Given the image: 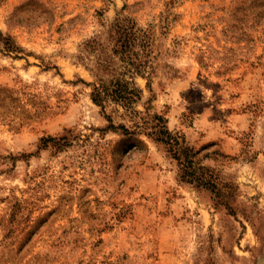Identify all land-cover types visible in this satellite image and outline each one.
Segmentation results:
<instances>
[{
	"label": "rangeland",
	"instance_id": "rangeland-1",
	"mask_svg": "<svg viewBox=\"0 0 264 264\" xmlns=\"http://www.w3.org/2000/svg\"><path fill=\"white\" fill-rule=\"evenodd\" d=\"M117 18L134 111L91 99ZM0 264H264V0H0Z\"/></svg>",
	"mask_w": 264,
	"mask_h": 264
},
{
	"label": "trees",
	"instance_id": "trees-1",
	"mask_svg": "<svg viewBox=\"0 0 264 264\" xmlns=\"http://www.w3.org/2000/svg\"><path fill=\"white\" fill-rule=\"evenodd\" d=\"M132 25L125 18H117L112 27V33L116 35L115 44L112 46L109 55L98 58L96 65V81L92 87V101L105 110L107 102H112L123 108L134 111V106L142 100L143 91L135 83V76H142L148 80L150 87L151 75L146 73L149 67V60H142L137 48L149 47L148 34L141 28ZM140 41V43H138ZM93 43H96L94 41ZM88 49L90 45H87ZM87 49V50H88ZM95 49V48H94ZM18 52L20 49H10ZM148 50V49H147ZM144 54V50H143ZM143 57V56H142ZM136 112V111H135ZM109 128L116 129L112 119L108 117ZM157 120H163V117L157 115ZM140 125H138L139 127ZM124 128V126H121ZM166 126L156 133V140L166 144L171 153L179 160L184 159V166L189 168L194 164L196 153L192 148L186 145L185 138L179 133L172 135ZM190 169V168H189ZM189 174V173H188ZM191 182H198L200 185L209 186L210 182L206 179L196 178L194 173H190Z\"/></svg>",
	"mask_w": 264,
	"mask_h": 264
}]
</instances>
